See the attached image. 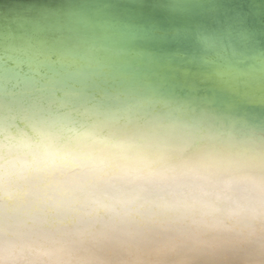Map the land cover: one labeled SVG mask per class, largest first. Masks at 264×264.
<instances>
[{"label": "clouds", "instance_id": "clouds-1", "mask_svg": "<svg viewBox=\"0 0 264 264\" xmlns=\"http://www.w3.org/2000/svg\"><path fill=\"white\" fill-rule=\"evenodd\" d=\"M0 264H264V0H0Z\"/></svg>", "mask_w": 264, "mask_h": 264}]
</instances>
